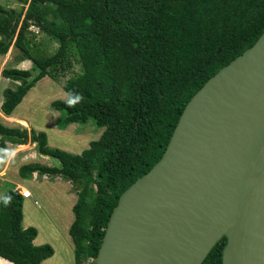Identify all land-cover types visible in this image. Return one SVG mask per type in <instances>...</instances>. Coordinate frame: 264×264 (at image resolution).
Wrapping results in <instances>:
<instances>
[{
    "label": "trees",
    "instance_id": "1",
    "mask_svg": "<svg viewBox=\"0 0 264 264\" xmlns=\"http://www.w3.org/2000/svg\"><path fill=\"white\" fill-rule=\"evenodd\" d=\"M17 1L28 6L24 19L0 6V56L13 45L33 68L1 71L2 78L15 83L2 91L1 113L11 116L40 80L55 79L52 72L74 49L82 73L65 82L66 100L54 101L51 108L63 113L60 129L92 120L104 131L87 149L72 154L49 148L43 132L0 123V166L7 143H32L59 167L23 165L18 171L22 179L37 173L82 184L69 235L74 263L84 264L95 260L121 194L162 157L186 104L262 35L264 0ZM9 18L15 22L5 34ZM76 21L80 25L73 26ZM30 27L58 44L54 55L31 54ZM22 208L16 190L0 200V264H41L53 256L50 245H33L37 231L23 229ZM225 245L223 237L202 264H222Z\"/></svg>",
    "mask_w": 264,
    "mask_h": 264
},
{
    "label": "water",
    "instance_id": "2",
    "mask_svg": "<svg viewBox=\"0 0 264 264\" xmlns=\"http://www.w3.org/2000/svg\"><path fill=\"white\" fill-rule=\"evenodd\" d=\"M263 82L264 32L186 104L160 160L119 197L93 264H182L181 249L196 244L189 238L187 224L191 196L199 192L191 179L209 177V170L210 175L212 170L216 173V161L206 162L207 154L218 157L216 151L237 163L243 158L228 213V233L216 238L196 264H202L223 237L222 264H264V106L261 112L248 109L252 110L249 120L229 124L225 120L243 111L247 98L259 96ZM219 123L227 126L213 139ZM168 207L157 213L148 210ZM126 227L133 233L127 234Z\"/></svg>",
    "mask_w": 264,
    "mask_h": 264
},
{
    "label": "rangeland",
    "instance_id": "3",
    "mask_svg": "<svg viewBox=\"0 0 264 264\" xmlns=\"http://www.w3.org/2000/svg\"><path fill=\"white\" fill-rule=\"evenodd\" d=\"M0 6L8 11H14L17 14H21V19H24L26 12L28 11L27 5L20 4L17 0H0ZM43 14L47 13V5L42 8ZM15 19L9 18L4 26V33H8L12 27ZM80 25V22L76 21L73 26ZM30 34L27 39L30 43L31 54L35 57L47 58L55 54L58 44L40 32L36 27H30ZM19 57V51L16 48H11L8 51V57L6 58L5 68H17L14 66ZM0 57V64H1ZM31 66V65H30ZM31 68V67H30ZM32 70V69H31ZM82 73V69L79 63V58L74 49L68 52L66 60L58 67L56 72H52L55 79L44 78L36 86L30 90V94L27 95L23 101L16 107L13 114L6 119L9 124H14L20 127H29V130L36 132H43L47 137V144L49 148L60 149L62 151L80 154L82 151L89 147V143L99 139L103 132V128L96 127L92 120H89L86 124L70 125L67 128L60 129L58 121L63 113L55 111L51 108V104L54 101H63L66 98V93L63 90L65 82L74 78ZM42 83V84H41ZM15 83L12 81H0V104L2 101V91L5 88H14ZM3 116V114H1ZM69 127H75L73 131L66 132ZM101 131V133H100ZM100 133V135H99ZM99 135V136H98ZM97 136V137H96ZM25 152H30L28 149H23ZM31 154V153H30ZM29 160L40 165H44L39 161H47L51 167H59V162L50 157H44L34 150V157L30 156ZM26 165V164H25ZM9 176L11 182H17V174L14 169H9ZM21 178V177H20ZM28 190L32 192L31 187ZM71 190H80L82 184H71ZM21 191L25 190L20 188ZM26 191V190H25ZM34 196V194L32 195ZM38 205H30L25 208V224L32 223L31 227L36 229L38 241H48L45 244L50 245L49 242L55 246L54 254L44 264H74V258L71 254V243L68 235V228L71 223V217H69L67 207H63L60 211V220L56 225L55 232L50 228L48 219L50 216L56 219L53 215L56 212L54 207H46L45 203L39 200ZM70 205V203H69ZM46 214V215H44ZM71 214V212H70ZM54 257V258H53ZM93 259H85L84 264H93Z\"/></svg>",
    "mask_w": 264,
    "mask_h": 264
},
{
    "label": "bare ground",
    "instance_id": "4",
    "mask_svg": "<svg viewBox=\"0 0 264 264\" xmlns=\"http://www.w3.org/2000/svg\"><path fill=\"white\" fill-rule=\"evenodd\" d=\"M258 94L259 96L256 98H247L245 100V104L242 107L243 111L245 109L244 113H241L243 112L241 111L233 115H229L225 118L227 121L226 123H239L244 118H246V120L251 119L252 116L250 113L253 109H256L257 112H261L264 106V90L260 91ZM248 109L252 110L249 111ZM217 126L220 127L214 129L212 135L213 139L216 136V132H222L227 125L222 126L219 123ZM238 136L240 138L241 135L239 134ZM249 136H247V138L244 137L245 149L247 147ZM244 152L245 150L242 153L243 155ZM216 154L218 155L217 158L213 157L212 154H207L206 157V162L208 164H213L214 161H216V173L212 170L213 174L210 175L211 171L209 170L207 171V175H209V177L206 176L204 179H191L194 186L195 184L198 185L199 192L198 190H195V193L193 192L191 196L193 206L188 209L190 222L187 224L189 238L196 240V244H190L191 246L183 247V249H181V252L184 255L182 264H196L205 254L213 241L222 234L228 233L229 230L228 213L232 204V198L235 192L234 187L238 180L243 157L241 155L237 163L233 161L232 158L229 159V156L224 159L223 154H220L217 151ZM231 157H234V155ZM186 203H188V201ZM169 209V207L166 209L148 208V210L153 213ZM125 231L129 235L133 233V231L127 227Z\"/></svg>",
    "mask_w": 264,
    "mask_h": 264
},
{
    "label": "crops",
    "instance_id": "5",
    "mask_svg": "<svg viewBox=\"0 0 264 264\" xmlns=\"http://www.w3.org/2000/svg\"><path fill=\"white\" fill-rule=\"evenodd\" d=\"M14 48V46L12 45L10 47ZM9 49V50H10ZM1 58V64H0V81H10L8 79H4L1 77V71L3 69H5L6 67V58L8 57V52L7 54L0 56ZM31 65V66H30ZM15 69H19V70H28L30 71L33 66L32 63L29 60H22L18 57L17 59V63L15 62L14 64ZM31 67V68H30ZM45 78H49V77H45ZM41 81V80H40ZM39 81V82H40ZM67 98V96H66ZM65 98V100H66ZM63 100V101H65ZM3 102V98L1 101V104ZM0 104V106H1ZM14 112V111H13ZM13 112L11 114H13ZM1 111H0V123L7 128H19V129H27L29 130V127H20L14 124H9L6 118L10 117L6 116L3 114V116L1 115ZM77 125V124H76ZM104 129V128H103ZM104 131V130H103ZM28 149L30 150V152H24L23 149ZM34 150H36L35 144L32 143H28L26 145H12L7 143L6 144V153H5V157L3 159V162L0 166V200L2 199L3 195L5 194L6 191L8 190H16L19 192H21L20 188L28 190L29 186L27 185V183H30V187L31 190H33L31 193V197L27 198V199H23V208H22V214H23V219H22V227L23 229H27L29 227H31L32 223L29 224H25V208L26 206H28V204L32 205H38L39 206V200H41L42 202L45 203L46 207H54L56 209V212L53 214L56 219H54L53 217L50 216V219H48V222L50 223V228L53 231V234L55 235V228L56 225L53 224V221H55L58 224V220H60V211L63 207H67V209H69L68 214L69 217H71V223L69 225L68 228V235H69V228L71 226V224L74 221V215L72 212V208L75 205L76 201H77V194L75 191L71 190V183L67 182L65 180H63L60 177H47V176H39L37 173H33L31 176H29L27 179H22L19 176V168L23 165H29V164H36V163H30L32 162L31 160H29L30 156L34 157ZM37 151V150H36ZM31 153V154H30ZM40 163L45 165H49L47 161L41 160L39 161ZM47 167H51V166H47ZM9 169H14L16 174H17V179L18 180L16 183L15 182H11L10 180V174H9ZM34 194V196H32ZM70 203V205H69ZM71 212V214H70ZM46 215V214H44ZM70 238V243H71V254L72 257L74 258V245L72 242V239L69 235ZM38 237L36 236V238L33 241V245L35 246H41V245H45L46 242L48 241H38L37 240ZM50 246L53 249V254L55 251V246L53 245V243L49 242ZM47 260H44L41 264H44ZM12 264V263H11ZM75 264V263H74Z\"/></svg>",
    "mask_w": 264,
    "mask_h": 264
},
{
    "label": "built area",
    "instance_id": "6",
    "mask_svg": "<svg viewBox=\"0 0 264 264\" xmlns=\"http://www.w3.org/2000/svg\"><path fill=\"white\" fill-rule=\"evenodd\" d=\"M19 194L22 196L23 199H27L31 197V193L29 190H23L21 192H19Z\"/></svg>",
    "mask_w": 264,
    "mask_h": 264
}]
</instances>
